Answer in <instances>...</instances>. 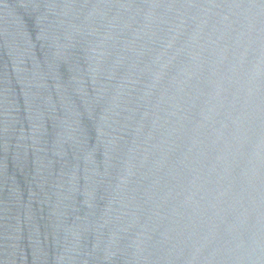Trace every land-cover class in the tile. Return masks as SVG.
<instances>
[{
  "label": "water",
  "instance_id": "1",
  "mask_svg": "<svg viewBox=\"0 0 264 264\" xmlns=\"http://www.w3.org/2000/svg\"><path fill=\"white\" fill-rule=\"evenodd\" d=\"M0 264H264V0H0Z\"/></svg>",
  "mask_w": 264,
  "mask_h": 264
}]
</instances>
